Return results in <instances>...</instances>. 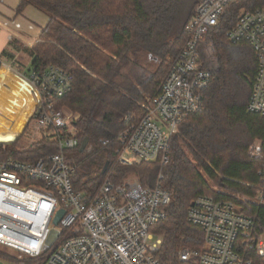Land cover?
Masks as SVG:
<instances>
[{
  "label": "trees",
  "instance_id": "16d2710c",
  "mask_svg": "<svg viewBox=\"0 0 264 264\" xmlns=\"http://www.w3.org/2000/svg\"><path fill=\"white\" fill-rule=\"evenodd\" d=\"M200 1L22 0L17 9L33 4L50 18L33 48V66L60 65L73 77V90L60 105L79 115L75 129L80 146L89 137L87 148L75 149L78 155L69 161L76 168L75 188L95 193L108 179L119 184L134 174L143 186L159 184L171 193L167 217L152 228L162 238L157 252L162 264H199L197 258L182 262L179 252L204 248L202 228L187 220L189 207L201 194L233 198L245 212L258 213L260 223L264 220V209L255 201L212 191L200 171L225 191L257 193L247 185L261 181L263 167L262 159L249 154L251 145L260 141L264 155V115L247 110L257 62L248 42L232 43L226 32L243 11L264 8V0L229 3L200 45L201 66L212 72V80L202 110L184 119L172 139L170 162L123 165L116 155L128 113L138 114L145 98L157 92L188 39L186 25ZM16 138L0 135V144ZM101 138L109 145H102ZM55 150L53 141L41 137L29 146H0V160L35 162Z\"/></svg>",
  "mask_w": 264,
  "mask_h": 264
},
{
  "label": "built area",
  "instance_id": "2783aa9c",
  "mask_svg": "<svg viewBox=\"0 0 264 264\" xmlns=\"http://www.w3.org/2000/svg\"><path fill=\"white\" fill-rule=\"evenodd\" d=\"M232 1L198 3L186 25L188 39L157 92L145 98L138 114L127 115L128 126L119 134L116 149L121 164L170 162L172 139L184 119L202 110L212 80V72L201 66L199 47ZM226 37L232 43L246 41L254 50L257 70L247 110L264 115V8L243 11ZM29 80L39 100L29 130L19 138L28 136L24 146H29L45 137L56 150L35 162L0 160V264H162L157 256L162 238L152 228L167 217L171 193L138 180L115 184L108 179L95 193L75 188L76 168L66 151L80 147L75 129L79 115L60 105L73 90V77L62 66L49 64L33 66ZM100 143L107 146L110 141L101 138ZM249 154L262 159L263 167L261 181L247 184L257 192L248 200L264 209L262 143L254 142ZM61 210L64 214L55 223ZM258 216L245 212L233 198L197 196L187 220L202 228L205 245L201 251L182 248L180 260L264 264V220L260 223ZM53 230L58 233L48 243Z\"/></svg>",
  "mask_w": 264,
  "mask_h": 264
},
{
  "label": "crops",
  "instance_id": "0c3cea01",
  "mask_svg": "<svg viewBox=\"0 0 264 264\" xmlns=\"http://www.w3.org/2000/svg\"><path fill=\"white\" fill-rule=\"evenodd\" d=\"M21 1L0 0V135L8 139L19 138L38 103L29 72L33 48L50 20L33 4L18 12Z\"/></svg>",
  "mask_w": 264,
  "mask_h": 264
},
{
  "label": "rangeland",
  "instance_id": "374dc122",
  "mask_svg": "<svg viewBox=\"0 0 264 264\" xmlns=\"http://www.w3.org/2000/svg\"><path fill=\"white\" fill-rule=\"evenodd\" d=\"M70 109V108H69ZM71 110V109H70ZM73 111V110H72ZM73 113H75L73 111ZM32 122V121H31ZM29 124L26 125L25 127V131L26 129L29 130V126H30V121L28 122ZM29 127V128H28ZM24 131V132H25ZM23 133V132H22ZM34 135L36 134V132L33 133ZM29 141V137L28 136H25L24 134L21 135L20 138L17 139V141H14V142H11V143H5V145L3 144H0V146H7L8 144H12V143H16L18 146H22V145H27L26 143ZM89 145V143H88ZM87 148V147H86ZM78 155V151L77 150H69V151H66V157L68 158V160L70 161L71 160H74L76 158V156ZM200 171L204 174V176L207 178V180L209 181V185H210V188L212 191L214 192H218V191H221V193H227L229 195H231L232 197L236 198L237 200L239 201H247L248 200V197L250 195H246V194H243V195H240V194H235L231 191H225L223 189H221L216 183H214L212 180H210L208 178V176L204 173L203 169H200ZM129 180H138L139 179L134 175V174H129L127 177H125L121 182H126V181H129ZM140 182V181H139ZM210 193V192H209ZM11 253H14L15 255L17 254L16 252L12 251Z\"/></svg>",
  "mask_w": 264,
  "mask_h": 264
},
{
  "label": "water",
  "instance_id": "95a60500",
  "mask_svg": "<svg viewBox=\"0 0 264 264\" xmlns=\"http://www.w3.org/2000/svg\"><path fill=\"white\" fill-rule=\"evenodd\" d=\"M88 143H89V137H85L83 140H82V143H81V146H80V151L83 152L86 147L88 146ZM109 165V161L106 162V164L104 165L103 167V172L106 171L107 167ZM64 214V210H61L59 211L57 217L55 218V223H58L62 217V215ZM57 231L56 230H53L52 233H51V236H50V239L48 241V243H51L52 240L55 238V236L57 235Z\"/></svg>",
  "mask_w": 264,
  "mask_h": 264
}]
</instances>
